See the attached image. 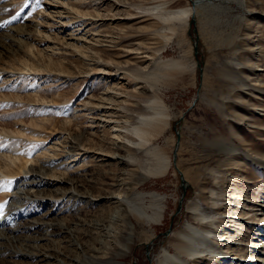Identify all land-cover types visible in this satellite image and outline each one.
Masks as SVG:
<instances>
[{"label":"rangeland","instance_id":"rangeland-1","mask_svg":"<svg viewBox=\"0 0 264 264\" xmlns=\"http://www.w3.org/2000/svg\"><path fill=\"white\" fill-rule=\"evenodd\" d=\"M188 6L191 0H0V34L7 36L0 53V223L32 168L42 183L29 189L38 197L25 199L21 214L66 231L32 248L51 249L53 257L4 264H157L163 249L176 253L171 232L188 221L209 227L190 217L186 205L194 199L213 219L206 242L224 255L195 256L189 264L250 257L264 213L251 229L252 212L235 201L245 198L252 201L246 208L264 212V0H200L195 31L190 14L175 15ZM155 97L166 125L145 137L169 166L144 177L153 158L135 146L132 127L154 111ZM99 104L109 125L91 122ZM70 154L79 158L69 167ZM6 156L16 158L18 174L5 173ZM56 175L64 181L44 183ZM135 193L144 203L148 193L163 197L159 222H138L111 198ZM6 219L16 225L21 216Z\"/></svg>","mask_w":264,"mask_h":264},{"label":"bare ground","instance_id":"bare-ground-1","mask_svg":"<svg viewBox=\"0 0 264 264\" xmlns=\"http://www.w3.org/2000/svg\"><path fill=\"white\" fill-rule=\"evenodd\" d=\"M49 5L52 6V4H49ZM190 11H191L190 6L179 8L177 10L178 14H175V15H177L181 19L185 20L188 17V15L191 14ZM38 23H39V21H38ZM18 31H20V30L18 29ZM25 35H26V32H25ZM10 36H8V38ZM6 37L7 36H3V34H0V53L2 52V50L5 49V47L7 45V43L5 42ZM10 38L12 40V37H10ZM21 41H23V40H21ZM3 54H4V52H3ZM105 99L106 98H104V100ZM150 102L153 103L152 108L154 109V111H152V113L150 115H141L139 117V124L134 125L132 127L134 133L139 138V142L135 143V146H143L142 148L145 151V153L150 154L151 158H153V164L154 165L149 166L146 169V171L143 173L144 177H147V175H149V174L150 175L162 174L166 171V169L169 166V157L163 152L162 148L159 145H152L151 143H149V139L145 137L146 134H151V135L158 134L160 132V130L164 127V125H166V119H167V116L164 112L165 107L163 106L161 101H159L155 97L152 100H150ZM86 104H88V103H86ZM99 105L98 106L95 105V107H94L95 110L97 111V113H96L97 116L96 117L90 116L92 119L91 122L92 123L99 122V123H103L105 125H109L111 120L109 119V117L106 118L107 117V115L105 114L106 108L104 107L105 102H104V106H102V105L99 106ZM148 107L150 108V105H148ZM91 109H93V108H91ZM94 114H95V112H94ZM115 122L116 121H114V123ZM114 126L112 127L111 130H114V132H117L118 128L114 127ZM113 134H115L117 136V133H113ZM118 134H120V133H118ZM67 158H69L68 163H70V164H68V165L70 167V165L71 166L74 165V163L78 160L79 157H76L75 155L70 154L69 156H67ZM5 160H6V163L2 162L3 163L2 167H4L6 169L5 173L8 174V176L12 175V174H18L21 171L22 167H20V165L17 164L18 161L16 162L15 157L6 156ZM32 163H33V161H32ZM20 164H22V163H20ZM23 168H25L24 165H23ZM47 168H48V163H47ZM67 171H71V170H69V168H68ZM0 172H2V171H0ZM24 172H25V174L24 175L22 174L23 177L20 179V183L16 184L17 187L11 193V200L6 203L7 207L5 208V214L7 213L9 218L12 214L20 213L21 221L15 225L12 223V221H10V220L8 221V219H6L8 216H6L5 220H3L2 223H0V262H3L4 259H6V258L10 259V258H14V257L15 258L18 257V258L24 259L26 261H31V260L45 261V260H47L48 257L52 256L51 249H50V251H45V250H39V249L37 250V248H36V251H33L32 248L40 246V243H38V241H40V240H45V239L46 240L47 239L52 240V239H50V236L53 237L54 235L57 236L60 233L62 234L64 232H66L64 227L60 223L52 222V221L47 223V222H44L42 218L33 219V218H31L30 214H27V213L21 214V211L23 209L22 205L24 204V200L25 199L26 200H28V199L32 200L33 196L38 197L37 196L38 193L32 194L31 190H29V189L31 187H33L34 184L37 186L38 183H40V184L42 183V182H40L41 180H39V177H40L39 175L41 174L39 170L37 171V169L35 170V169L30 168ZM62 180H63V177H61L60 175H56V176H52V177L47 178V180L44 181V183L48 186H53V185H56L57 182H63L64 181V180L63 181ZM66 181H67V184L72 185L73 180L71 178H68V180H66ZM1 182L2 181H0V184H1ZM28 184H30L29 187H28ZM209 190H210V194L212 195L213 191H214L213 188H210ZM35 192H36V190H35ZM67 193H68V196H70L71 198H74L78 194L72 188ZM132 195H134L135 198H133L134 196H131V197L129 196V198L123 197L124 198L123 199L118 195L117 196H111V198L114 200V203H118V204L123 203L124 206L126 207V210L128 211V213L131 214L138 222L157 223L161 220V218L163 216V209H164V204L162 203V198H163L162 196H160L157 193H148V194H146V196H148L149 199H148L147 203H144V201H143V199L145 197L144 194H142V193L136 194L135 193ZM216 201H217V198H214V196H211V202H212L213 206L215 205ZM246 201L252 202V201L247 200L245 198H242V199L240 198V200H237L235 202L241 203V205H240L241 208L246 209L244 214H248V212H250V211L252 212V213H250V216L252 215L253 216L252 220H255V221L250 220V221H246V222L251 229L256 230V229H258V224H259V222L256 221L259 219V217L257 215L264 213L262 211L263 209L261 207H259V208H252V207L246 208V206L248 205ZM255 204H253L251 206H254ZM201 205H202V203L199 199L190 200L186 205V209H187L190 217L195 221L196 224L197 223L202 224V225L204 224V226H209V227L208 228H204V227L201 228L200 226L193 225L192 223H190L188 221L184 224V226L181 229H178L176 231L171 232L170 235L173 239V242H171V244L174 247V249L176 250V253L175 252L172 253L167 249H163L158 256L157 264H189L188 259L193 258L195 256H200V255L206 254L209 257H211V256H219L220 257V256L224 255L223 251L220 248H218V247L212 248L206 242L207 238L210 237V235L213 233L212 230H210L211 229L210 227L213 226L212 225L213 219L206 217L200 211ZM26 210H27V208H26ZM248 217L249 216H247L246 218H248ZM237 218H238V216H237ZM234 223H236V222L234 221ZM40 232H42V233H40ZM35 233L36 234L40 233V236L35 235ZM130 233H131V231H130ZM258 237H260V239H258ZM128 239H130V237H128ZM223 239H224V237H223ZM256 240H258L257 242H259V243H256V241H252L251 245L248 246L249 249L251 248L250 257L248 259H239L240 257H236L237 256L236 255L235 256V259H236L235 264H248L249 261L253 262V264H264V228L263 229L261 228V230L256 233ZM227 242L230 244H233V245L236 244L239 246V242H236V243L235 242L231 243L229 241H227ZM15 244H17L20 248L14 249ZM127 245H128V242H127ZM120 249L122 251L121 253L124 254V249H122L121 247H120ZM182 256H184V258ZM9 259L6 261H9ZM3 264H4V262H3ZM98 264H120V263L113 262V261H105V262L103 261V262H99Z\"/></svg>","mask_w":264,"mask_h":264},{"label":"water","instance_id":"water-1","mask_svg":"<svg viewBox=\"0 0 264 264\" xmlns=\"http://www.w3.org/2000/svg\"><path fill=\"white\" fill-rule=\"evenodd\" d=\"M200 3V0H191V14H190V19H189V24H192L193 27H192V30L195 31V27H194V8H195V5ZM194 46H196V40L194 41ZM175 149V147H174ZM174 149H173V155H174ZM184 179L181 178V181H183Z\"/></svg>","mask_w":264,"mask_h":264}]
</instances>
